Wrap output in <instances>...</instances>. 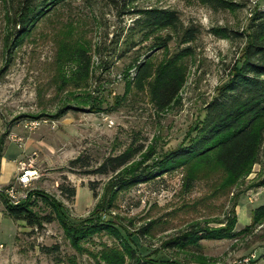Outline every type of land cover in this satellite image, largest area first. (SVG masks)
<instances>
[{
  "label": "rangeland",
  "instance_id": "obj_1",
  "mask_svg": "<svg viewBox=\"0 0 264 264\" xmlns=\"http://www.w3.org/2000/svg\"><path fill=\"white\" fill-rule=\"evenodd\" d=\"M234 1L241 5L215 9L201 0H142L141 7L178 10L184 27L200 29L198 38L188 43L181 41L178 32L167 29L161 33L173 35L168 47L151 49L153 37L130 36L134 16L120 15L107 0L66 1L14 43V25L5 1L0 0V126L3 131L10 129L9 135L24 137L22 145L9 135L6 139L10 159L20 154L16 177L23 163H33L39 178L31 189L60 201L71 223L104 216L141 254H152L170 264H233L245 257L250 258L248 264H264V222L232 238L203 239L197 247L165 246L169 238L192 224L224 227L222 221L237 195L236 230L251 224L252 211L264 203V186L258 185L264 173L261 162L235 181L214 163L165 173L119 193L107 207L113 180L138 164H152L196 133L205 106L242 59L251 16L258 7L264 8V0ZM215 27H227L239 35L226 38L216 34ZM187 46L192 52L181 59L186 82L179 99L158 110L148 85L136 82L135 63L150 55L157 66ZM82 65L89 66L91 74L78 80L76 71ZM91 99L104 110L89 111ZM64 103L77 108L55 118ZM43 113L37 128L24 127L31 118L23 115ZM138 148L141 152L119 173L87 172L109 156ZM79 155L91 165L72 167L70 161ZM62 187L75 188L76 195L68 196ZM0 198L4 201L5 196ZM35 209L52 212L41 199ZM149 223V233H140ZM118 244L117 238L103 232L75 245L58 220L45 223L43 229L8 216L0 221V264H107L100 251Z\"/></svg>",
  "mask_w": 264,
  "mask_h": 264
},
{
  "label": "trees",
  "instance_id": "obj_2",
  "mask_svg": "<svg viewBox=\"0 0 264 264\" xmlns=\"http://www.w3.org/2000/svg\"><path fill=\"white\" fill-rule=\"evenodd\" d=\"M9 20L14 25V43L28 36L38 22L57 6L69 0H4ZM120 15L134 16L133 25L129 27V35L153 37L151 49L167 48L173 39L171 33L161 32L172 29L180 34L183 43L192 42L198 38L200 29L195 25L184 27L178 10L164 6H143L142 0H107ZM212 8L235 9L241 4L234 0H201ZM214 32L226 38H235L239 31L227 27H215ZM248 41L243 57L232 70L228 80L219 88L217 94L205 106L204 118L196 127V133L191 135L180 146L169 150L158 157L152 164H138L125 175L113 180L109 189L107 207L118 194L141 183H147L159 175L171 173L179 169L192 171L203 164L214 163L232 180H237L249 172L252 165L261 162L264 167V8L258 7L251 16ZM135 41L132 40V43ZM192 52L187 46L154 66L150 55L136 65V82L140 86L148 85L150 99L158 110H165L176 103L186 82V70L181 59ZM91 74L89 66L82 65L76 71L78 80H85ZM89 111L101 112L104 107L94 99L90 100ZM71 108H77L70 103H64L55 118L61 117ZM39 115H23L40 119ZM10 129L0 135V164L6 148V139ZM139 149H128L118 155L107 157L96 169L87 172L108 174L119 173L122 168L131 163ZM72 167H88L90 161L82 155L70 161ZM1 170V167H0ZM264 186V173L258 181ZM68 196L76 195L75 188L62 187ZM98 196L96 187H91ZM4 195L2 192H0ZM5 196V195H4ZM37 199L49 204L52 212L43 214L35 209ZM5 215L18 221H25L29 226L44 228V224L58 220L67 230L75 245L82 240H88L93 235L107 232L117 238L119 244L113 247L107 245L100 251V256L107 264H170L155 258L152 254L139 253L125 239L113 221L106 217L89 219L82 223H71L63 205L50 194L32 189L26 200L13 204L5 196ZM225 216L224 227H198L192 224L185 231L169 238L165 246L169 248L187 249L199 246L203 239L232 238L247 233L264 222V203L252 211L251 224L236 230L238 223L236 206ZM106 208V207H105ZM152 223L144 226L140 233H149ZM45 250H49L44 248Z\"/></svg>",
  "mask_w": 264,
  "mask_h": 264
},
{
  "label": "built area",
  "instance_id": "obj_3",
  "mask_svg": "<svg viewBox=\"0 0 264 264\" xmlns=\"http://www.w3.org/2000/svg\"><path fill=\"white\" fill-rule=\"evenodd\" d=\"M41 123L40 119H27L24 127L28 130H34ZM9 138L20 145L23 144L24 137L16 133H10ZM39 178L38 169L33 163H23L21 166L16 181L10 183L5 188L0 189L1 192L13 204H18L27 199L29 192L32 190L31 186L36 179ZM250 258L245 257L235 260L233 264H248Z\"/></svg>",
  "mask_w": 264,
  "mask_h": 264
},
{
  "label": "crops",
  "instance_id": "obj_4",
  "mask_svg": "<svg viewBox=\"0 0 264 264\" xmlns=\"http://www.w3.org/2000/svg\"><path fill=\"white\" fill-rule=\"evenodd\" d=\"M3 132L2 127L0 126V135ZM15 143V142H14ZM10 142L6 144V148L4 151L3 158L1 160V170H0V189L3 187L8 186L12 180L16 177L17 174V163H16V158L20 155L17 154L16 158L12 161L9 157L11 150L9 149ZM0 195H2L0 193ZM3 216L5 215V205L2 199L0 198V221Z\"/></svg>",
  "mask_w": 264,
  "mask_h": 264
}]
</instances>
